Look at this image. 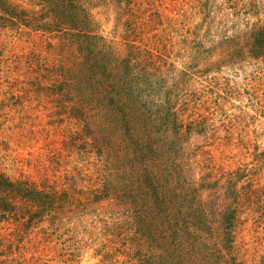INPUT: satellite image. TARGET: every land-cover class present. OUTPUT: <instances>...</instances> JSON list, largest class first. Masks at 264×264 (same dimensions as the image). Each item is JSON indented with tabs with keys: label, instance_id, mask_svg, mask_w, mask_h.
<instances>
[{
	"label": "rangeland",
	"instance_id": "374dc122",
	"mask_svg": "<svg viewBox=\"0 0 264 264\" xmlns=\"http://www.w3.org/2000/svg\"><path fill=\"white\" fill-rule=\"evenodd\" d=\"M12 1L27 8L36 3ZM89 2L97 31L119 52H127L130 30L128 38L154 50L169 86L179 80L181 112L196 122L184 149L193 176L224 178L239 167H253L264 184V56L236 54L227 61L232 47L246 46L251 31L264 24V0ZM57 42L0 28V169L37 183L79 185L85 203L33 227L15 254L35 256L36 264H137V234L126 207L110 199L86 203L87 191L94 197L92 190L111 165L106 146L81 138L83 123L70 111V98L50 79L48 89L35 82L36 72L53 74ZM34 54L36 66L29 56ZM237 239L240 258L259 263L264 210L242 216Z\"/></svg>",
	"mask_w": 264,
	"mask_h": 264
},
{
	"label": "trees",
	"instance_id": "16d2710c",
	"mask_svg": "<svg viewBox=\"0 0 264 264\" xmlns=\"http://www.w3.org/2000/svg\"><path fill=\"white\" fill-rule=\"evenodd\" d=\"M89 1L36 0L27 8L0 0V28L57 39L53 74L36 72L35 82L48 89L50 79L70 98V111L83 123L81 138L106 146L111 165L94 197L87 191L86 203L110 199L126 207L137 234V264H248L239 255L238 227L244 214L264 210L261 177L253 167L224 178L193 176L184 149L196 122L181 112L179 80L169 86L154 50L128 38L130 30L128 50L119 52L97 31ZM247 43L232 47L227 61L236 54L263 57L264 24ZM29 56L35 65L37 55ZM65 185L14 178L0 169V264H36L35 256H17L15 248L36 225L85 203L79 185ZM257 264H264V255Z\"/></svg>",
	"mask_w": 264,
	"mask_h": 264
}]
</instances>
